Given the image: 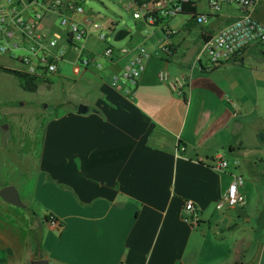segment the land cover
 <instances>
[{"label": "crops", "instance_id": "crops-1", "mask_svg": "<svg viewBox=\"0 0 264 264\" xmlns=\"http://www.w3.org/2000/svg\"><path fill=\"white\" fill-rule=\"evenodd\" d=\"M263 1L254 15L264 24L259 9ZM239 14L237 9L223 18L210 16L209 26L184 27L183 42L167 24L174 52L165 56L159 51L161 43H156L131 98L112 87L109 77L133 52L117 62L102 61L101 70L89 68L73 80L63 79L71 82L76 102L56 106L43 120L37 173L15 186L21 208L30 206L62 223L57 230L37 218L49 264H245L252 245L264 248V220L256 218L258 207L248 205L244 186V205L227 208L223 219H213L231 174L243 177L247 172V158L251 179L264 183V156L247 157L254 149L264 153V142L257 139L259 131L264 134V44L251 45L237 60L210 70L203 59L193 66L202 32L214 33ZM49 16L41 28L51 35L57 30H51ZM196 27L200 28L195 37L186 41ZM137 36L134 40L130 32L124 46H146L149 37L142 28ZM70 62H75L74 54ZM0 67L26 71L25 65L5 54H0ZM162 71L169 78H189L183 96L160 79ZM59 77L66 78L58 71L49 84H40L53 85ZM25 92L30 93L15 76L0 70L3 113L19 112ZM79 105L87 111L78 113ZM10 123L12 127L15 122ZM19 137L21 145L26 137L22 132ZM216 155L237 167L217 171ZM186 199L200 211L198 228L184 221ZM2 205L10 204L0 198V251L5 252L0 264H30L28 243L2 221L6 210ZM251 220L252 225L242 224Z\"/></svg>", "mask_w": 264, "mask_h": 264}, {"label": "built area", "instance_id": "built-area-1", "mask_svg": "<svg viewBox=\"0 0 264 264\" xmlns=\"http://www.w3.org/2000/svg\"><path fill=\"white\" fill-rule=\"evenodd\" d=\"M131 1L137 6L132 17L144 26V36L152 33L155 28H161L163 43L159 51L165 56L172 55L174 52V46L170 41L172 31L167 27V22L181 13L182 3H193L197 6L198 0ZM205 1L209 14L198 12L195 17L196 25H203L209 16L218 13L223 5H234L240 14L214 33L202 32L201 47L195 56L193 66L205 56L208 62L206 70H210L228 61L237 60L251 45L264 44V24L254 15L260 0ZM74 14L82 15L81 22L73 18ZM48 15L58 19L59 26L66 28L65 34L55 31L49 35L42 30L41 23ZM104 27L105 25L87 18L78 0H0V54H5L25 65L27 74L48 80L57 74L59 63L63 62L67 49L74 53L76 74L89 68L101 70L102 61L117 62L120 57L133 52L134 55L127 60L122 69L109 77L112 87L131 98L153 53L144 45H138L133 49L109 45L107 37L111 32L108 28L104 31ZM90 30L95 31L97 38L105 43L100 53L89 51L84 44ZM159 77L162 81H167L169 88L179 96L184 95L190 82L184 75L169 78L165 71L160 72ZM232 105L235 106V103L232 102ZM236 115L237 113H234V116ZM213 161V168L220 172L237 167V163H230L221 155L214 156ZM243 184V177L233 172L226 193L216 202V209L242 207L245 203V196L241 192ZM183 211L184 221L193 228H198L200 211L194 202L184 200ZM49 223L57 230L62 228L54 217H51Z\"/></svg>", "mask_w": 264, "mask_h": 264}, {"label": "rangeland", "instance_id": "rangeland-1", "mask_svg": "<svg viewBox=\"0 0 264 264\" xmlns=\"http://www.w3.org/2000/svg\"><path fill=\"white\" fill-rule=\"evenodd\" d=\"M78 1L81 2V6L87 15V18L105 25L104 31H107V27L110 23L113 24V32L109 33L107 43L115 46L116 48L127 45L130 41V37L121 41H115L114 33L118 30H129L133 39L137 40L140 28H142V32L145 29L144 26L142 27L139 20L133 19L132 17V13L137 10V6L133 4L131 0ZM259 9L264 12V1L261 2ZM197 10L199 13L209 14V9L206 6L205 0H198ZM236 12L237 7L234 5H223L218 13L211 15L212 17L218 16L219 18H223V16L232 15ZM49 17L51 19V30H57L62 34H65L66 28L59 26L58 19L51 15ZM75 18L78 21H81L82 15L76 14ZM189 18L190 17L188 15L178 14L167 22L168 26L173 31L177 32V40L180 39V41H182L185 33H187L185 32L184 24L187 20H189ZM211 18L209 16L206 22L200 26H209L212 23ZM197 28L200 27H196L195 30H191L190 35L186 37V41L195 37L197 34ZM90 33L92 36L86 37L87 39L84 41V44H86L85 46L89 49L100 53L103 51L105 43L98 41L95 38L97 35L96 32L90 30ZM152 33L154 34L153 36L151 33L148 34L150 36L146 35V37H149L145 46L148 51H152L156 43H158V45H160V43L162 45L163 43V31L161 28L153 29ZM183 46L184 45L182 43L180 47L181 51L184 49ZM73 54L74 53L71 49H67L65 53V61L59 63V74L65 76L66 78H56L54 84L49 86L40 84L36 93L32 94L25 92V97L21 100V102H23V107H19V112L5 114L2 110H0V188L6 185H13L14 187L19 186L22 182H26L27 178L31 177V175L33 176L37 173L35 157L37 156V147L41 139L42 127L44 123L43 120L51 111L54 110V108H56V106L66 107L69 103L73 101L76 102L77 93L74 92V89H71V82L67 83L63 81V79L67 78L73 80L76 75L74 72L75 62H70ZM202 59L207 61L205 56H203ZM10 122H15L16 124L14 123L12 127H10ZM16 127H18L19 130H17ZM19 132H22V136L26 137L25 140H22L21 145H18L20 140ZM251 155L264 156V153H260L258 150L254 149L248 151L247 157ZM228 157L230 159L232 158V156ZM249 162L250 161L247 158V160H245V168L247 169V172L245 173L244 171L245 175H243L245 183L243 184L244 190L248 197V205L253 209L258 207L259 212L256 213V218L264 220V183L261 181L254 182V180L251 179L248 172L249 168H247ZM1 207L3 210L6 208L5 213L1 216L2 221L7 223L8 226L15 228L20 235H22V233L27 234V232L32 229L38 230L39 223L37 218H40L43 212L40 211L39 214V212H37L34 208H30V206L28 207L27 205L25 208L14 207L12 205H2ZM225 209L227 208L214 212L213 219H223L224 214H226ZM252 212L254 211L252 210ZM248 218L249 216H247L246 219ZM252 220L249 222H242V224L244 226L252 225L254 221ZM25 240L27 243V238H25ZM257 246L258 245L256 243L252 245L248 254H246L244 258L245 264H264V248ZM258 248H260V250Z\"/></svg>", "mask_w": 264, "mask_h": 264}, {"label": "trees", "instance_id": "trees-1", "mask_svg": "<svg viewBox=\"0 0 264 264\" xmlns=\"http://www.w3.org/2000/svg\"><path fill=\"white\" fill-rule=\"evenodd\" d=\"M136 1H139V0H136ZM180 14L188 15L190 17L189 20H187L186 23L184 24L185 28H194L196 26L195 17L198 15L197 6L193 5V3H182V11ZM108 29L110 32H113V24H111L108 27ZM129 36H130L129 30L120 29L116 33H114V40L115 41H121V40H124L125 38H127ZM0 70L15 76L18 79L21 88L27 92H30V93H35L38 90V86L40 83H45V84L50 83L49 80L41 79L35 75H29L23 71L13 70L10 68H5V67H0ZM257 139L259 142H264V134L261 131H259L257 133ZM177 145H178V148H180L181 143L178 142ZM229 149L233 150V147H229ZM235 208H237V207H235ZM51 217H52L51 215H46V214L41 215L40 216L41 225H43L45 223H49ZM56 220H58V219H56ZM60 225L62 227L61 222H60ZM21 237L24 239L27 238V243H28L27 245L32 252V256H33L32 258L33 259L45 258V253H44V249H43V245H42V232H41V230H39V229L38 230H33V229L29 230L27 232V234L22 233ZM4 260H5V252L0 251V262H3ZM177 264H182V263L179 262Z\"/></svg>", "mask_w": 264, "mask_h": 264}, {"label": "water", "instance_id": "water-1", "mask_svg": "<svg viewBox=\"0 0 264 264\" xmlns=\"http://www.w3.org/2000/svg\"><path fill=\"white\" fill-rule=\"evenodd\" d=\"M86 111L87 107L84 105H79L77 108L78 113H84ZM0 198L14 207H24V204L20 200L19 193L13 185H6L0 188ZM30 264H49V261L47 258H38L32 259Z\"/></svg>", "mask_w": 264, "mask_h": 264}]
</instances>
